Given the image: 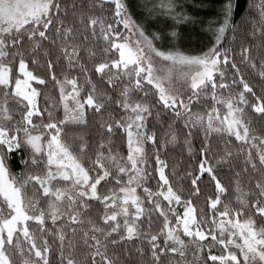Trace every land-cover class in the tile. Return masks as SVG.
<instances>
[{"label":"snow or ice","instance_id":"snow-or-ice-1","mask_svg":"<svg viewBox=\"0 0 264 264\" xmlns=\"http://www.w3.org/2000/svg\"><path fill=\"white\" fill-rule=\"evenodd\" d=\"M238 6L222 0L214 43L188 55L157 46L179 39L175 25L152 30L159 16L196 22L179 0L144 5L139 19L128 0H0V264H264V0H248L233 23ZM229 31L233 43L241 34L238 62L222 44ZM242 66L259 68V92ZM89 114L94 151L83 131L64 135L88 128ZM166 115L158 138L148 121L163 127ZM180 121L193 159V130L202 134L198 163L169 173L162 153ZM116 130L126 156L113 151ZM236 160L233 204L219 172ZM205 175L214 192L198 207ZM242 175L255 179L249 190Z\"/></svg>","mask_w":264,"mask_h":264},{"label":"trees","instance_id":"trees-1","mask_svg":"<svg viewBox=\"0 0 264 264\" xmlns=\"http://www.w3.org/2000/svg\"><path fill=\"white\" fill-rule=\"evenodd\" d=\"M247 2L248 0H238L239 6L235 9L233 23L241 19L244 9L247 7ZM128 3L132 5V7L130 8V13L133 15L134 18L139 19L147 14V9L144 7V5L147 4L143 0H128ZM179 3L183 5L184 9L188 14L196 18V22L195 23L185 22L184 20L176 21L167 16H159V19L155 22L152 30H160L167 35L169 32V26L175 25V30L179 34V39L171 42H169L168 40L157 41L156 42L157 46L160 47L162 50H169L170 48H174L175 50L182 51L188 55H199L204 51H206L208 48H210L214 43L213 31L214 28L216 27L215 22L219 18L218 10H219V5L222 3V0H179ZM195 5H203V7H196ZM147 8H151V7L147 5ZM158 14L159 13H157V15ZM210 26L212 30H210ZM235 35L237 38L233 43L231 39L233 33L231 31L227 32L226 36L222 41V44L224 47H231L235 50V53L237 54V62H238L241 34L237 32ZM245 42L255 46L260 41H259V37H257L256 39L246 37ZM241 70L242 72H244L246 78L252 84L257 86L256 90L257 92H259V83H258L259 68H257L256 72H253L252 69L247 68L246 66H242ZM228 72L229 74H231L230 68L228 69ZM83 79L84 78L81 76V83H83ZM217 82L218 83L220 82L218 78H217ZM33 86H36L35 82L33 83ZM69 90H71L70 86H69ZM44 91L49 93L56 100H58L59 92L55 88L54 83H49L47 88L44 89ZM219 91L220 90L218 89V93ZM84 94L86 95V91ZM40 100H41L40 107L44 108L45 102L43 100V97H41ZM208 106H211L210 99L208 101ZM202 108H203V104L197 106V108L194 110H199ZM56 113L60 118L63 117L62 106L56 109ZM121 114L122 113H120L118 110L116 111L117 117H119ZM97 119H98L97 117H93L91 114H89L88 116L89 123H88V128L86 129H81L71 124L65 126L64 128L65 139H67L71 143L73 135L75 133H80L81 131H83L85 135V139L88 140L91 146V150L94 151L96 145L99 143V134L96 124ZM169 122H170L169 116L167 115L164 116L163 127H161L159 124H156V122L153 119L150 118L148 121V127L149 130L155 128L157 137L159 138L164 135V132L167 129V124ZM254 126H256L258 129L261 127V125H259L256 122H254ZM175 130L178 134V142L175 144H169L166 150L162 153V157L166 159V161L169 164V173L171 172L173 166H175L176 171L178 173H184L189 168L190 165H194L198 163L199 148L201 146V140L203 137L198 130L196 129L193 130V148L196 151V159H193L192 157L189 156L186 148L184 147L185 134L187 133L188 130L183 127V121H180L175 125ZM113 135H114L113 151L115 152L119 150L122 155L126 156L127 154L126 134L119 130H116ZM212 143L214 147H219L220 149H223L225 146L224 142L220 141L218 137H213ZM232 150L234 153L237 151V148L234 144L232 146ZM105 151L107 150L105 149ZM234 164H235L234 168L231 166H223L219 172V178L228 189V191L225 194H223L222 197L223 201L228 202L229 200H231L233 204H235L234 193H233L234 173L235 171H240L243 168V164L240 160L234 161ZM18 170L19 169L17 168L13 169V171H18ZM241 180L245 190H249L252 187V185H254L255 183V179L249 182L248 175H242ZM188 183H189L188 181L185 182V187L188 186ZM208 183H209V178L205 175L201 183V187L204 192V195L196 200L198 207H204L206 203L207 195L209 193L214 192V185L208 187ZM101 191L103 192L104 189L102 188ZM96 207L100 208V210L102 211V207H100L99 205H97ZM90 215L92 217H96L97 215L96 208H94L93 212L90 213ZM159 226L160 225L158 222H154L153 227L155 230L158 231ZM143 227H147L146 218ZM49 239H51V237H49ZM213 253L220 254V249L218 247L214 248ZM204 255L205 256L207 255V249H205ZM53 264H58V257L53 258Z\"/></svg>","mask_w":264,"mask_h":264},{"label":"rangeland","instance_id":"rangeland-1","mask_svg":"<svg viewBox=\"0 0 264 264\" xmlns=\"http://www.w3.org/2000/svg\"><path fill=\"white\" fill-rule=\"evenodd\" d=\"M143 1L150 7H152L153 3H159V0H143Z\"/></svg>","mask_w":264,"mask_h":264}]
</instances>
